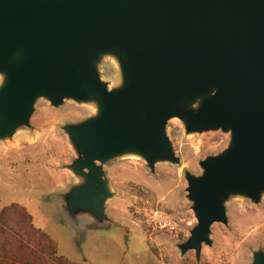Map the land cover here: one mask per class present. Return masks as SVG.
Instances as JSON below:
<instances>
[{
	"label": "water",
	"instance_id": "1",
	"mask_svg": "<svg viewBox=\"0 0 264 264\" xmlns=\"http://www.w3.org/2000/svg\"><path fill=\"white\" fill-rule=\"evenodd\" d=\"M111 55L120 83L102 81ZM39 96L94 101L95 115L62 129L78 181L64 194L71 220L102 222L112 196L101 163L115 156L176 162L166 121L186 133L220 129L227 146L185 174L196 219L181 252L199 258L222 201L264 193V0H0V140L28 126ZM264 264V251L252 252Z\"/></svg>",
	"mask_w": 264,
	"mask_h": 264
},
{
	"label": "rangeland",
	"instance_id": "2",
	"mask_svg": "<svg viewBox=\"0 0 264 264\" xmlns=\"http://www.w3.org/2000/svg\"><path fill=\"white\" fill-rule=\"evenodd\" d=\"M97 71L108 89L119 85L111 55L99 59ZM96 110L94 101L64 98L53 105L39 96L29 125L0 140V210L8 224L44 232L56 241L57 253L78 264H252V252L264 251V193L257 201L229 194L222 201L226 221L210 225V244L202 243L199 258L193 250L180 251L178 245L196 223L185 174L200 175L199 161L224 149L229 133L220 129L186 133L177 117L165 125L176 162L158 160L149 167L137 156L109 158L101 163L112 192L104 202L106 219L71 220L63 196L78 179L65 165L76 154L62 126L91 117ZM159 219H170L175 228H159L155 224ZM10 230L3 231L9 235ZM14 245L0 235V264H47V258L37 263L8 255L14 254Z\"/></svg>",
	"mask_w": 264,
	"mask_h": 264
},
{
	"label": "trees",
	"instance_id": "3",
	"mask_svg": "<svg viewBox=\"0 0 264 264\" xmlns=\"http://www.w3.org/2000/svg\"><path fill=\"white\" fill-rule=\"evenodd\" d=\"M5 228L11 229L9 235H5ZM0 235L9 240L15 247L14 254L17 259H35L37 263H43V258H47V264H78L64 254L57 253L56 241L51 240L47 234L37 230V232H28L26 229H17L7 223L4 211L0 210ZM3 243H1V246ZM6 252V251H4ZM30 257V258H29ZM45 264V263H43Z\"/></svg>",
	"mask_w": 264,
	"mask_h": 264
},
{
	"label": "built area",
	"instance_id": "4",
	"mask_svg": "<svg viewBox=\"0 0 264 264\" xmlns=\"http://www.w3.org/2000/svg\"><path fill=\"white\" fill-rule=\"evenodd\" d=\"M159 228H164L167 230H173L175 228V223L170 219H159L155 223Z\"/></svg>",
	"mask_w": 264,
	"mask_h": 264
}]
</instances>
